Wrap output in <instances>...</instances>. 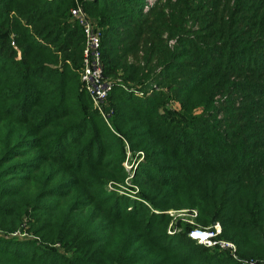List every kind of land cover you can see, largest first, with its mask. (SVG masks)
Segmentation results:
<instances>
[{"label":"trees","instance_id":"trees-1","mask_svg":"<svg viewBox=\"0 0 264 264\" xmlns=\"http://www.w3.org/2000/svg\"><path fill=\"white\" fill-rule=\"evenodd\" d=\"M146 4L0 0V264L264 260V0ZM77 5L101 27L107 119Z\"/></svg>","mask_w":264,"mask_h":264},{"label":"built area","instance_id":"built-area-1","mask_svg":"<svg viewBox=\"0 0 264 264\" xmlns=\"http://www.w3.org/2000/svg\"><path fill=\"white\" fill-rule=\"evenodd\" d=\"M152 0H147L146 9L153 6ZM71 19L73 22L79 23L85 34V48L83 67L81 69V81L92 98L94 107L100 111V113L107 119L109 113L107 107V97L111 91L114 80L107 78L104 75V63L101 55V42L102 31L98 21L90 16L80 5H77L71 9ZM143 153H141V157ZM143 158V157H142ZM140 158L139 160H141ZM128 159L125 162L126 167L132 171L137 166V163L129 164ZM134 171L130 177H133ZM136 188V192L139 190ZM194 216L197 214L195 211ZM222 232V226L220 222L215 223L208 227H193L189 231V237L197 241L200 244L207 246H220L222 248L231 251L234 257H236L237 247L233 242L226 241L224 239H218V235ZM251 264H264L263 261H249Z\"/></svg>","mask_w":264,"mask_h":264},{"label":"rangeland","instance_id":"rangeland-1","mask_svg":"<svg viewBox=\"0 0 264 264\" xmlns=\"http://www.w3.org/2000/svg\"><path fill=\"white\" fill-rule=\"evenodd\" d=\"M157 1L158 0H152L151 2L152 3L154 2L153 5H155L157 3ZM71 21H72V19H71ZM171 43H174V41H172ZM128 153H129V158H130L128 162H129V164H131V163L135 162V159H137L136 158L137 155L135 156L130 151H127V156H128ZM140 158H142V157H138V159H140ZM194 210L197 211L196 209H193L191 212H188V209H182V210H169V213L174 216L173 223H174V220L176 221V219L178 218V219H181V220H183L187 223H190L191 225H194L195 227H197V223L195 222V219L198 215V211H197V214L194 216L193 215V214H195ZM172 224H171V226H172ZM20 236H22V238H23L25 236V234L24 235L20 234Z\"/></svg>","mask_w":264,"mask_h":264}]
</instances>
